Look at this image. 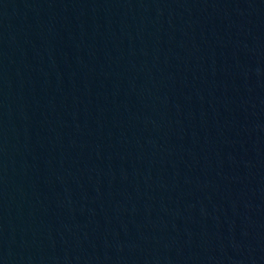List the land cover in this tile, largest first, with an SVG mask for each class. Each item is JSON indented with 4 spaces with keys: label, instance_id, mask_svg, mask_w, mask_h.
Instances as JSON below:
<instances>
[{
    "label": "water",
    "instance_id": "95a60500",
    "mask_svg": "<svg viewBox=\"0 0 264 264\" xmlns=\"http://www.w3.org/2000/svg\"><path fill=\"white\" fill-rule=\"evenodd\" d=\"M264 73V0H0V264H215Z\"/></svg>",
    "mask_w": 264,
    "mask_h": 264
}]
</instances>
